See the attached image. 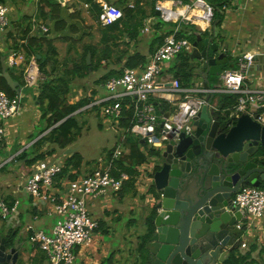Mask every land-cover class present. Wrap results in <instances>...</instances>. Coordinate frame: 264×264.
I'll list each match as a JSON object with an SVG mask.
<instances>
[{
  "label": "crops",
  "instance_id": "crops-1",
  "mask_svg": "<svg viewBox=\"0 0 264 264\" xmlns=\"http://www.w3.org/2000/svg\"><path fill=\"white\" fill-rule=\"evenodd\" d=\"M104 1L121 8L123 12L126 7L130 8L133 11L132 14L128 18L125 17L122 20L123 24L124 22H126V26L130 27L126 28L127 30L124 33L123 37L118 41L119 45L113 47L114 52H112V58H110L108 61L103 60L101 63L102 65L98 67V69L94 71L90 69L89 75L86 77H82L80 74L74 76L71 72L78 71V66H82V55L84 54L86 46L93 45L99 49L103 47V33L108 26L102 25V23L100 22V15L97 20L95 13L91 12L92 10L89 11V6L86 7V5H84L80 0H63V2L58 1L64 6L61 14L62 19L65 21V23H67V26L65 28H61L60 31H58L55 28V22L52 21L51 18L42 19L40 17L42 10L41 8H44L45 11L49 10L48 7L46 8V6L41 3V0H8V2L13 3L12 6L14 7V10H16V14H10V26L2 36V40L5 44L6 49L15 48V42L22 44L25 40L21 39H23L25 31L30 28L31 31L29 36L31 38H41L44 37L45 34H47L46 36L48 37V39L53 41V46L56 51V55L55 57H53L52 52H50L46 46L43 48V53L47 56L49 62L48 74L44 75L42 73L44 76L38 88L34 89L25 87L23 80V66L17 68V71L15 73V77L20 78L19 82H22L21 84L23 86L21 91V110L17 116L9 119L5 123V127L7 129V139L3 143L5 147L8 143L11 144L12 147H10L8 151L10 154L9 156H11L10 159L12 158L14 161L22 164V168L29 167L26 164L28 157L25 160H20V156L23 155V152L27 153L30 149V145L32 147L39 139H41L51 131L50 129L43 135L40 134L41 130L44 129L47 122L45 120H42V112L36 100L41 93L40 88L41 86H43V83L46 80L65 78V76L70 72L72 78L71 80H68L70 81L71 87L70 94L68 95L69 104L74 105L82 101L88 102L85 107L79 109L74 114L77 115V117H79L84 111L92 108L95 109L101 107L102 109V106L95 105V103L101 100L108 101L104 104H108L111 102L108 100L111 94L104 88V78L108 77L110 73L123 72L125 68L129 67L128 64L130 60L133 64H137L136 66L143 67L148 64L153 53L158 49V47L162 44L164 37L169 33L166 26L163 24L165 22L162 19L161 21L163 23L158 22L159 15L153 9V0ZM193 1L194 0H188L187 4H190ZM158 2L161 1H157L156 3ZM131 5L133 7H131ZM12 6L11 13L13 11ZM223 13L224 19L221 27L219 28V34L217 33L218 29H216V36L220 38L217 40V42L221 45L218 55L225 52L226 54L231 55L235 63H237L236 61L238 60V58L246 53H252L254 55L258 53H264L263 1H230L224 7ZM147 22H149L148 24L151 25V30L147 33H144L143 30ZM42 26H46L49 31L47 33L42 32ZM196 27L198 28V26ZM136 28H139V32H141L142 34H148L149 36L146 35L147 37L142 38L141 36H139V33L135 31ZM198 29L195 32L200 31V29ZM254 32H256L255 39ZM206 33L208 32H202L203 37H208L207 35H205ZM11 34H13L14 38L11 37ZM231 34L237 37H231ZM232 39H236L237 43L231 45ZM253 42L257 43L254 44ZM38 58H40V56H38ZM219 64H221V62L218 63L217 67H215L214 69L212 68V72L210 71V73L206 75V77L209 79L212 90L221 85V78L219 84L216 80V75L219 74L218 71L222 69ZM52 66H54V71L51 70ZM170 68L171 64H168L164 73V78H166L167 80H172L174 78V75L169 70ZM228 70L233 69H226L225 71ZM200 79L201 75L197 73V75H194L192 79V85L188 87H201L202 84L200 82ZM245 86L251 91L264 90V70L250 72L245 81ZM24 89L30 92L31 97H27V102L23 103ZM208 97H210V95ZM212 97V106L218 109V112L221 115L225 113L227 114L228 108L224 106L223 96L221 94H213ZM169 108L161 109L160 107H158L159 115L162 117L163 115H161L160 112H168L172 107ZM260 109L264 110V101L256 103L255 105L249 104L246 108V112L250 113L251 115L253 114L254 116L264 114V112L259 114L257 113L258 111H260ZM105 119H108V121L105 120L104 122V125L108 124L106 127L113 125L112 121H110L109 118L105 117ZM38 126L42 129L38 132V135H35ZM15 138L17 140H15ZM120 142L121 140L115 145L112 150H114L120 144ZM125 144L126 139L122 145L124 151L126 150ZM73 145L69 148L73 147ZM143 148V152L147 154V163L145 164L154 162L156 169V156L150 155L151 151L155 149L146 145L142 146V150ZM65 151L66 150L58 149L56 145L45 142L40 153L52 152V154L48 156L46 160H50L51 162L57 161L63 163V165L65 166V163L71 156L66 155ZM2 152L3 151L0 148L1 157ZM106 157L107 153L100 158L102 160H105ZM99 162L100 161H97L96 163L92 164L91 162H87V160L83 159V164L78 169L71 168L70 174L76 175L77 178L89 175L98 168ZM144 167L142 165L139 169H144ZM23 170H25V168H23ZM31 171H29V173L25 175L23 180L15 181L12 176L9 175H3L0 178V194L2 196L1 200H4L8 203L19 202V214L17 216L18 218L12 219L10 222H8L7 225L3 227L0 226V238L3 237L5 233L7 234V232H12L17 237H20L22 243L24 244L20 252L21 257L18 264H25V262L27 261H29L31 264H44V258L46 259V257L38 247H33L31 245L29 241L30 234L26 232V227L33 226L35 230L44 232L46 228H49V232H51V230L57 223L56 220H58V216L53 212L49 204L45 203L40 207L36 206L34 200L25 192L23 186L24 180H26L27 176L31 174ZM68 181L69 180H64L61 182L62 189L56 187L57 195H62L64 193L66 187L68 186ZM152 188L153 182L151 179H139L136 183L137 195L133 196V192L126 195L127 197H129L128 202L132 199H134V201H141L139 205H137V203H134V207H130V209L133 210L135 208H138L141 211L143 210L147 212V214H145V219H147L150 213V204L153 201V194L151 193ZM262 188L264 189V187ZM117 196L118 195L107 194L99 198H89L87 200L90 206L89 212L91 216L99 222V229L94 236H99L100 233L110 234L109 231L107 232L106 218L110 219L111 217L110 209L113 207L111 198ZM117 198L119 201L116 202V207L124 209V211L126 212V209H129L130 205L126 206L125 209V203H123L125 197L124 199H121V197L119 196ZM116 213H118V211H116ZM23 220L26 223V226L25 229L21 231L20 229L22 228ZM119 220L120 218H118L116 221L119 222ZM244 222H246V229L243 237V244L247 245V248L244 249V262L249 263L254 259H259L260 255L264 253V215L262 217L245 218ZM112 224L113 222L110 221V226ZM146 227L147 226L145 224L143 233L145 232ZM25 233L28 235V242L23 237ZM142 236L143 235L140 232L138 240L139 244L143 242V240H140V237ZM98 241L99 242H96L94 241V238L92 239V243L88 247L90 250L89 252H87V255L84 256L86 258V262L84 261V258L81 257L83 264H115L116 260H120V256L119 254L117 255V252L114 251V248H112V251L107 250L106 247L104 249H97L99 245L104 243L103 238L102 240L98 239ZM137 253L139 254V251H137ZM81 254L82 253L79 252L78 256ZM113 254H116L117 256L115 255L116 257L114 256L110 263H105L106 260L109 259ZM137 257L138 262L136 264H139V256Z\"/></svg>",
  "mask_w": 264,
  "mask_h": 264
},
{
  "label": "built area",
  "instance_id": "built-area-1",
  "mask_svg": "<svg viewBox=\"0 0 264 264\" xmlns=\"http://www.w3.org/2000/svg\"><path fill=\"white\" fill-rule=\"evenodd\" d=\"M230 1L236 2L237 0ZM245 1L264 2V0ZM96 2L102 8L100 22L103 26L113 25L124 18L121 8L104 0H96ZM7 5L9 4H0V52L4 53L7 69L23 66L25 87L38 88L44 75L39 68L37 58L27 56L22 49H6L2 40L3 33L9 26L11 8ZM155 8L166 23H173L177 26L180 22L196 25L202 32L213 30L212 20L215 8L206 0H194L190 4H185L180 0H164L158 2ZM148 23L145 24L144 33L151 30V25ZM179 29L180 26L176 27L173 34H167L164 37L162 44L153 53L148 64L143 67H127L122 75L113 76L104 82V88L111 94L108 99L111 102L104 104L108 101L101 100L95 105L102 106L104 117L117 122L118 127L125 133L111 160L100 159L99 166L93 173L68 181V186L62 195L56 194L55 179L64 169L63 163L50 160L39 161L24 180V190L34 200L35 205L40 207L47 203L58 216L57 223L49 234L35 230L33 226L26 227V232L30 234L31 245L38 247L46 257L44 264H75L78 251L91 245L99 229V222L91 216L87 200L107 194L118 195L124 183L130 180L129 174L125 172H121L118 176L113 174L115 160L124 153L122 145L127 135L135 136L140 142L147 140L148 144L146 142L140 144L161 151L171 140L178 139L186 128L192 126L194 118L207 105V98L210 94L239 95L233 113L235 117L246 112L249 104L255 105L264 101V90L251 91L245 86L254 57L252 53L239 57L236 69L223 72L220 77L221 85L214 90H207L202 85L198 88L184 87L177 78L172 80L164 78L170 61L182 53L193 52L191 41L176 36ZM41 30L44 33L49 31L46 26H42ZM21 102V95L10 97L0 90V144L7 139L5 123L19 114ZM165 102L170 107L175 106V111L168 119H165V116L161 117L158 110L160 104ZM125 112L132 114L128 128L120 126V120ZM256 120L264 126V114L258 115ZM163 121L166 124L170 123L169 130L160 127ZM171 133L174 135L170 138ZM155 159L157 160L156 157ZM143 167L144 169L138 168L140 172L138 180H152L156 170L155 163L150 162V164H144ZM234 205L244 211L247 218L262 217L264 215V189L245 187L236 195ZM18 214L19 202L8 203L0 200L2 220L7 221L12 217L17 219ZM242 248L246 249L247 245L242 244Z\"/></svg>",
  "mask_w": 264,
  "mask_h": 264
},
{
  "label": "water",
  "instance_id": "water-1",
  "mask_svg": "<svg viewBox=\"0 0 264 264\" xmlns=\"http://www.w3.org/2000/svg\"><path fill=\"white\" fill-rule=\"evenodd\" d=\"M209 33L208 37L200 31L190 33L196 36L190 59L207 90L211 86L206 75L227 57L225 52L218 55L221 45L214 39L215 28ZM87 63L91 64V53ZM2 68L0 77L20 96L23 86L12 77L4 57ZM258 70H264V53L253 57L250 72ZM212 96L192 126L156 156L150 204L154 215L139 244V264H236L245 255L247 217L234 199L245 187H264V126L256 120L258 115L248 112L221 115L212 106ZM174 111L172 106L160 113L168 119ZM169 125L163 121L160 127L169 130ZM78 150L71 147L65 154ZM23 246L20 237L4 236L0 264H18ZM259 264H264V253Z\"/></svg>",
  "mask_w": 264,
  "mask_h": 264
},
{
  "label": "trees",
  "instance_id": "trees-1",
  "mask_svg": "<svg viewBox=\"0 0 264 264\" xmlns=\"http://www.w3.org/2000/svg\"><path fill=\"white\" fill-rule=\"evenodd\" d=\"M84 5L89 6V11L94 12L97 20L99 18V15L102 12V8L100 4L96 2V0H80ZM157 1H164V0H153V9L156 11V2ZM183 3L187 4L188 0H182ZM206 2L213 6L215 8V12L213 15L212 20V29L215 28L219 29L222 25L223 19H224V7L230 2V0H206ZM41 3H43L46 8L48 7L49 10L45 11L44 8H41V14L40 17L42 19H49L51 18L52 21L55 22V28L60 31L61 28H65L67 26V23L62 19V11H63V5L60 4L57 0H41ZM0 4H13L11 2H8V0H0ZM44 7V6H43ZM124 18L129 17L132 14V10L128 7L124 9ZM123 18V19H124ZM122 19V20H123ZM120 20L117 23L108 26L103 33V39L102 44L103 47L101 49L93 46L88 45L85 47L84 54L82 55V66H78V71L71 72L72 75L76 76L77 74H80L82 77H86L90 73V69L92 71L98 69L102 64L103 60H109L112 58V52H114L113 47L118 46V41L123 37L124 33L126 32V28L130 26H126V22ZM10 26V24H9ZM8 26V27H9ZM180 29L177 32L176 36L178 38H186L192 43L196 41V36L194 34L195 29L197 28L195 25L191 24H184L182 22L179 23ZM177 25L175 26L178 27ZM133 27V26H132ZM133 29V28H132ZM7 31V30H6ZM30 28H28L24 35L23 39V45L18 42H15V48L11 49H22L25 54L29 57L35 56L37 58L39 68L41 72L44 75L48 74V58L43 53V48L46 46L50 52H52V56L55 57L56 51L53 46V41L49 40L46 36L41 38H31L30 35ZM137 33H139V28H136L135 30ZM175 30H173L171 33L173 34ZM207 36L210 35V33H206ZM11 37L14 38L13 34H11ZM215 40L220 39L219 37H215ZM113 45V46H112ZM202 46V42L199 44ZM10 49V48H9ZM91 53V64L87 65V54ZM40 56V58H38ZM184 56L182 63L176 65V68L171 66L169 69L170 72L174 75V78H177L180 80L181 84L184 87L191 86L192 79L194 75H197L194 67V63L190 59V54L179 55ZM4 57V53L0 52V73H2V58ZM132 59V58H131ZM131 61V60H130ZM128 66L132 68H136L139 66H136L137 64H133L132 61ZM237 62V61H236ZM221 70L218 75H216V80L218 84L220 83V76L225 72L226 69H235L237 68V63L233 60V57L229 54H227V57L221 61ZM9 70V68H8ZM54 71V66H52V69ZM222 71V72H221ZM13 78H15L17 81H20V78L15 77L13 74H11ZM122 75V72H114L110 73L108 77L104 78V81H107L109 78L113 76H120ZM73 76V77H74ZM72 76L70 75V72L68 75L65 76V78H58V79H51L46 80L43 83V86H41V93L37 97V103L41 109L42 112V120H45L47 122L44 129L41 130L40 134L43 135L44 133L48 132L50 129L51 131L43 136L41 139H39L34 145V149H37V156L33 159H29L28 153H24L20 156V160H25L27 157L26 164L27 165H33L37 161L46 160L48 156L52 154L51 153H40L42 150V147L45 142H49L52 145H56L58 149L66 150L70 146H72L77 138L81 135V128L79 126V121L77 115H74L79 109H82L83 107L88 104L86 101H82L80 103L71 105L68 102V95L70 94L71 87H70V81ZM221 84V83H220ZM0 90H4L10 97H15L16 93L8 86L6 80L3 77H0ZM223 96V103L226 108H228L227 114H233L235 111V107L238 103L239 95L236 94H221ZM208 96V95H207ZM206 96V97H207ZM158 104V103H157ZM159 105V104H158ZM170 106L165 102L163 104H160L161 109H167ZM170 109V108H169ZM264 110L260 109L257 113H263ZM132 117L131 112H125L123 118L120 120L121 127L128 128L130 124V119ZM56 126V127H55ZM53 128V129H52ZM132 137L129 141L128 138ZM122 141V138H121ZM121 143V142H120ZM142 144H140V140L138 138H133L131 135L126 136V144H125V151L121 155L119 159L115 160L114 163V169L113 174L114 176L120 175L121 172H125L129 174L130 180L125 182L123 185L122 190L119 192L118 196L121 197V199H124V197L127 194H131L133 192V196H136V183L138 182V177L140 176V172L138 170L139 167L147 163V154L143 152L142 150ZM117 148V147H116ZM115 148V149H116ZM115 149L112 151H109L107 153V160H111L113 153L115 152ZM160 152L156 150H152L150 155L151 156H160ZM83 164V157L80 155L79 152H76L75 154L71 155L67 162L65 163L64 169L62 172L56 177L55 179V187L61 188V182L64 180H75L77 178L76 175L70 174L71 168L78 169ZM151 193H154V189H151ZM153 212L151 211L145 221L146 226L151 225V221L153 219ZM108 232V230H107ZM144 237H140V240L144 241ZM116 254H113L109 259L106 260L105 263H110L113 259V257ZM44 258V262H45ZM245 260V256H243L239 261L236 262V264H241Z\"/></svg>",
  "mask_w": 264,
  "mask_h": 264
},
{
  "label": "rangeland",
  "instance_id": "rangeland-1",
  "mask_svg": "<svg viewBox=\"0 0 264 264\" xmlns=\"http://www.w3.org/2000/svg\"><path fill=\"white\" fill-rule=\"evenodd\" d=\"M10 5L12 6V4ZM7 6L11 8V6L9 5ZM12 8H13V11L12 13L10 12V14L14 15L16 14V10H14L13 6ZM158 22L163 23L161 21L160 16H158ZM165 23L163 24L166 26L169 33L175 30L176 24H173V23L165 24ZM197 29L198 28H196L195 31H197ZM217 33L218 34L220 33L219 29L217 30ZM146 35L149 36L148 34ZM146 35L139 32V36H141L142 38L147 37ZM230 36L237 37V36H233L232 34ZM255 38H256V32H254V39ZM234 43H237L236 39H232V44L231 43L230 44L234 45ZM253 43L255 44L257 42H253ZM185 54H188V53H183V55ZM183 58L184 56H181V57L177 56L175 59L170 61L169 64H171V66L176 68V65L182 63ZM9 71L11 74L15 76L17 68H9ZM27 97L28 98L31 97L30 92L24 89L23 90V100H24L23 103L27 102L28 100ZM105 120L108 121V119H105L104 114L102 113L101 107L86 110L78 117L79 126L81 128L80 130L81 135L79 138H77L72 148H79V153L83 157V159L87 160V162H91L92 164L99 161V159H101L100 158L101 156L111 151L115 147V145L121 140V138L125 135L124 131L118 127L117 122H115L112 119H109L110 121H112L113 125L106 127L108 124L104 125ZM41 129L42 128L38 126L35 135H38V132ZM131 138L132 137H129L128 141ZM15 140L17 139L15 138ZM10 147H12L10 143H8L6 147L4 146V143L0 144V148L3 151L2 157H1L2 167L0 168V178L3 175H9V176H12V178L15 181L23 180L25 175L28 174L29 171L32 170L33 166L37 164L39 161H37L33 165H28L29 167H23L25 168V170H23L22 164L18 163L17 161H14L12 158L10 159L11 156H9L10 154L8 152ZM29 147L31 150L29 149L27 153L29 155V159H33L34 157L37 156L38 151L36 148L34 149L33 146L31 147V145ZM117 197L111 198V203L113 206L110 209L111 217L110 219L106 218V221H107L106 228L110 234L100 233L99 236L96 235L93 238H94V241L96 242H99L98 239L102 240L103 238L104 243L99 245L97 249L99 248L104 249L106 247L107 250L112 251V248H114V251H116L117 255L119 254L120 256V260H116L115 264H136L138 262L137 251H139V241H138L139 235H140V232L142 233V235L144 234L143 230H144L145 221H146L145 214H147V212L143 210L141 211L138 208L131 210L130 207L133 208L134 203H137V205H139L141 201L140 200L134 201V199H132V200H129L128 202L129 197L127 196H125V200H123V203H125L124 204L125 209H126V206L128 205L130 206H129V209L127 208L125 212L124 209H120L116 207L117 206L116 202L119 201ZM1 198L2 196L0 194V200ZM88 209H90L89 204H88ZM116 211H118V213H116ZM118 218H120L119 222L116 221ZM12 219L13 217L9 218L7 221H3L0 218V226L3 227L7 225L8 222H10ZM110 221L113 222L111 226H110ZM25 226H26V223L23 220L22 228L20 230L23 231V229H25ZM45 233L49 234V228L45 229ZM23 237L28 242V235L26 233L24 234ZM89 250H90L89 248H86V249H82L78 251V253L81 252L82 254L78 256V259L76 260L75 264H83L82 258H84V261L86 262V258L84 256L87 255V252H89ZM25 264H31V263L27 261L25 262Z\"/></svg>",
  "mask_w": 264,
  "mask_h": 264
},
{
  "label": "flooded vegetation",
  "instance_id": "flooded-vegetation-1",
  "mask_svg": "<svg viewBox=\"0 0 264 264\" xmlns=\"http://www.w3.org/2000/svg\"><path fill=\"white\" fill-rule=\"evenodd\" d=\"M12 234H13L12 232H11V233H10V232H7V234L5 233L4 236L7 235L6 237H10V236H12ZM4 236H3V237H4ZM3 237H1L0 240H1ZM143 243H144V242H143ZM241 264H259V259H254V260H252V262H249V263H248V262L246 263V262L243 261Z\"/></svg>",
  "mask_w": 264,
  "mask_h": 264
}]
</instances>
